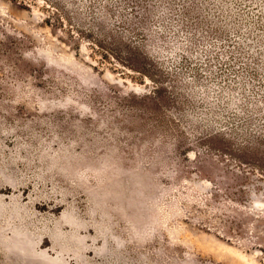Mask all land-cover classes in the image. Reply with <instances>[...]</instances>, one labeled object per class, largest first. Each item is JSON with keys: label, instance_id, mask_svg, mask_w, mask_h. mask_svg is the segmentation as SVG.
<instances>
[{"label": "rangeland", "instance_id": "obj_1", "mask_svg": "<svg viewBox=\"0 0 264 264\" xmlns=\"http://www.w3.org/2000/svg\"><path fill=\"white\" fill-rule=\"evenodd\" d=\"M0 264H264V0H0Z\"/></svg>", "mask_w": 264, "mask_h": 264}]
</instances>
